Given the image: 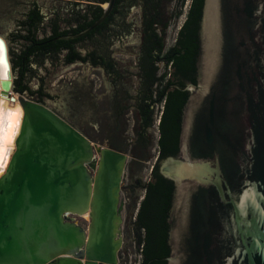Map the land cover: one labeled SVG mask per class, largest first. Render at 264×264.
Segmentation results:
<instances>
[{
  "label": "water",
  "instance_id": "obj_1",
  "mask_svg": "<svg viewBox=\"0 0 264 264\" xmlns=\"http://www.w3.org/2000/svg\"><path fill=\"white\" fill-rule=\"evenodd\" d=\"M87 1L107 3L0 0V126L7 110L18 123L0 161V264H118L131 155L49 107L69 63L120 79L111 40L131 34L137 0ZM142 1L141 146L167 99L138 216L145 264H264V0H197L171 58L153 27L167 0Z\"/></svg>",
  "mask_w": 264,
  "mask_h": 264
},
{
  "label": "rangeland",
  "instance_id": "obj_2",
  "mask_svg": "<svg viewBox=\"0 0 264 264\" xmlns=\"http://www.w3.org/2000/svg\"><path fill=\"white\" fill-rule=\"evenodd\" d=\"M75 3H86L87 0H64ZM106 5V3L101 6ZM132 6H128L127 13L123 19V22L131 23V34L127 36L120 37L118 40V45H116L117 36L111 40V58H115L118 63L120 72H124L127 77V85L129 86V92L133 96L137 87L136 77L133 75L136 72V68L134 62H136V58L140 52V43H141V29L143 24L142 18V7L143 1L138 0L137 5L135 6V11L132 12ZM189 7L188 0H184L179 8L173 2L166 4L164 7V15L169 18V24L166 29V37L168 44L174 41V38L177 33L178 25L182 24L185 18L186 9ZM177 9L180 10V13L175 18H172V11ZM9 42V40H5ZM63 75V78H59ZM114 78H108L101 68L94 67L90 63L85 62H74L73 64H69L65 71L61 72L58 77L51 79L49 82V90L51 93V104L50 107L65 113L67 116H70L71 124L78 128L83 132L84 135L91 138L93 142L97 143L100 146H109L106 143L105 132H101L98 124L100 121H83V119L74 118L71 113H77L84 115L89 114L88 110V101L85 99V92L90 89L98 87L96 92L99 95V99L97 100V104L95 106L99 109L96 112L101 121H103L108 112H106V107H108L109 99L113 90V81ZM16 94V93H15ZM19 94V93H17ZM16 94V95H17ZM105 110V111H103ZM74 111V112H73ZM103 112V113H102ZM110 116V114H109ZM103 120H102V118ZM111 118V117H110ZM107 120V119H105ZM112 120V119H111ZM102 123H106L103 121ZM155 130V129H154ZM128 134L131 136V131L128 130ZM124 133V135L129 136ZM153 138L155 139L154 132H151ZM103 141H100V139ZM99 139V140H98ZM124 142V149L128 146V140ZM156 146L149 145L148 155L150 156L147 160H142L139 164V174H136L135 177H139L141 182L145 181L150 173V168L152 167L153 161L156 158ZM132 158L130 157L128 174L123 180V185L125 189L122 192V195L127 196L128 191L127 186L133 183L134 172L132 169ZM142 187L135 188V196L133 201L137 204L141 194L143 193ZM124 217L128 218L127 211L123 212ZM138 241L131 240L130 236H125V243H123L121 258L118 264H138V260L140 259L139 255V246Z\"/></svg>",
  "mask_w": 264,
  "mask_h": 264
},
{
  "label": "trees",
  "instance_id": "obj_3",
  "mask_svg": "<svg viewBox=\"0 0 264 264\" xmlns=\"http://www.w3.org/2000/svg\"><path fill=\"white\" fill-rule=\"evenodd\" d=\"M176 5L177 8H179L182 4V2L184 0H167L166 4L173 2ZM105 4L107 2H94V1H87L86 4L87 5H95V6H99L102 10H103V6H101L102 4ZM138 3V0H137ZM197 3V0H189V7L186 9L185 12V18L184 21L182 23V25H180V28L178 29L176 36L174 38V41H172V43L168 44L167 42V37H166V29H167V25L169 24V18L170 17H166L168 24H153L154 27V34H155V38L156 40H161L164 39V41H162V48H161V55L167 56L169 58H171V52L172 49L174 48H180L182 47V44L185 40V35H186V30H187V25H188V19L193 11V9L195 8ZM130 5H133V3H130ZM175 11H172V18H175L176 16L179 15L180 10L177 9ZM147 19H143V24H142V29H141V45L143 46V41H144V29H145V24H146ZM108 60H113L111 58V56H108ZM92 66L96 67V65L90 63ZM118 64V63H117ZM120 71V70H119ZM120 77L122 75V72H120ZM133 75L138 79L141 78V81L146 82L145 81V77H144V71L143 68L141 70V73L139 72H134ZM118 78H114V80H116ZM141 84L140 86L137 85L136 87V91L135 94L132 96V103L127 104L125 108H123V119L120 120H116L115 118H113L112 120H110V122L108 123H99V129L101 132H105V140L106 143L109 145V147L114 148L116 150L119 151H125L128 152L131 155V158L134 159H140V160H147L149 159V145H155L157 151H159V155L157 156V159L155 160V163L152 167V171H151V176H150V181L146 182V185H144L143 183H139L137 184L136 188H140V187H146V191L144 193V195L147 193L149 186L153 183V178L155 176L156 173V163L160 160V153H161V143H162V133H163V126H164V111L162 114V110H161V119H160V123L159 126H157L158 130H159V137L157 138H153L151 132H147L148 135V144L147 145H143L141 146V133L144 129V125L145 123L142 122V99H141ZM162 100H164L163 103V108H166V102L167 99H158V103H160ZM125 114H127V116H125ZM128 130L131 131V136L128 134ZM124 133L128 134L129 136L124 135ZM91 139V138H90ZM100 139V138H99ZM98 139V140H99ZM133 140L131 143H128V146L126 147V149H124L125 145L124 142H126L125 140ZM92 140V139H91ZM100 141H103V139H100ZM139 147H144L147 150L146 154H139L137 152V149ZM131 159V160H132ZM130 161V160H129ZM143 202V198L140 201V204ZM138 216H142V212H141V208L140 210H138L137 216H136V231L138 232V236H137V241H138V245H139V254L141 255V260L138 261V264H145L146 261V244H148V241H143L148 227H138ZM144 229L142 232H140V229Z\"/></svg>",
  "mask_w": 264,
  "mask_h": 264
},
{
  "label": "flooded vegetation",
  "instance_id": "obj_4",
  "mask_svg": "<svg viewBox=\"0 0 264 264\" xmlns=\"http://www.w3.org/2000/svg\"><path fill=\"white\" fill-rule=\"evenodd\" d=\"M139 48H140L139 55L136 58V62H134L135 68L137 69L136 73L137 72L141 73V70H142L143 46L141 45V43H140ZM73 63L74 62L69 63V64H73ZM96 67H98V66H96ZM127 77H129V76L126 75L124 72H122V75L120 77L121 80L118 78V79L112 81L113 82V90H112V93H111V96L109 99L108 107L105 108L106 112H108V115L105 118L107 120H105V119L103 120V118L101 117L102 120L105 121L106 123L110 122V120L113 118H115L117 121L118 120L122 121L121 119H123V108H125L127 104L132 103L133 99H132V95L130 94V92L128 90L129 86L127 85V81H126ZM59 78L60 79L63 78V75H61ZM136 80H137V82H136L137 85L140 86L141 78H138V79L136 78ZM97 89H98V87H96V89L92 88L89 91L85 92V99L88 101V106H89L88 107L89 114L84 115L83 113H81V114L71 113L74 118L83 119V121H94V120L97 121L98 120V121H100V123L103 122V121H101L99 115L96 113L99 111V109L95 106V104H97V100L99 99V95L96 92ZM50 109H52L53 111L58 113L60 116L65 118L71 124L70 116H67L65 113L57 111L54 108L50 107ZM165 109L166 108L162 109V114H163V111L165 112ZM103 111H105V110H103ZM109 114H110V116H109ZM125 116H127V114H125ZM154 129H155L154 130V136H155V138L158 139L159 130H158L157 126L156 127L154 126ZM128 141H129L128 143H131L133 140H128ZM137 152L142 155V154H146L147 150L144 147H139L137 149ZM158 153H159V151L156 152L155 160L157 159V156L159 155ZM155 160L153 161L152 167L155 163ZM141 162H142V160H140V159H134V160L132 159V169L134 172V176H132L133 183L131 182V184H129L127 186V189H128V191L130 190V192H128L127 196L125 197V204H124L125 206H124V209L122 210L123 224L121 227H122V235H123L124 243H125V236H130L131 240L137 241L138 232L135 229V227H136V216H137L138 210H140V201L143 198V195L146 191V187L143 186L141 188V189H143V193L141 194L139 201L136 204L133 201V198H134L135 192H136L135 188H136L137 184H139L141 182L140 181L141 179L139 177H135V176H136V174H139V164ZM152 167H151V171H152ZM128 168H130L129 164H127V167H126V176L128 174ZM126 176H124L123 180L125 179ZM150 176H151V172L149 173V176L147 177V179L145 181H143L144 185H146V182L150 181ZM123 189H125V186L123 187ZM124 211H127L128 218L124 217V214H123ZM142 216H143V214H142ZM74 218L77 221H79L80 224H82L83 226L86 225V220L84 218H81L78 216H74ZM143 230L144 229L141 228L140 232H142ZM137 244H139V243H137ZM122 247H123V245H122ZM121 250H122V248H121ZM121 252L122 251H120V253H119V260L121 258ZM139 257H140L139 260H141V255ZM119 260H118V263H119Z\"/></svg>",
  "mask_w": 264,
  "mask_h": 264
},
{
  "label": "snow or ice",
  "instance_id": "obj_5",
  "mask_svg": "<svg viewBox=\"0 0 264 264\" xmlns=\"http://www.w3.org/2000/svg\"><path fill=\"white\" fill-rule=\"evenodd\" d=\"M3 50V41H0V51ZM6 62H5V76H6ZM4 119H7V116L4 117ZM13 121L15 123V118H13ZM13 132L11 130V126L7 132L3 130V128H0V161H3L4 156L6 154V147L5 145L8 143H11Z\"/></svg>",
  "mask_w": 264,
  "mask_h": 264
},
{
  "label": "bare ground",
  "instance_id": "obj_6",
  "mask_svg": "<svg viewBox=\"0 0 264 264\" xmlns=\"http://www.w3.org/2000/svg\"><path fill=\"white\" fill-rule=\"evenodd\" d=\"M3 39V38H2ZM4 40V39H3ZM6 41L4 40V44H5V46H6V43H5ZM6 49H7V46H6ZM6 56H7V60L9 61V59H8V55L6 54ZM9 65H10V62H9ZM0 66H2V67H0V70H3V65H2V63H1V65ZM1 78V77H0ZM18 113V112H17ZM5 116H7V119H4V121L3 122H1L2 124H1V126H0V128H3V130L5 131V132H7L8 130H9V128L8 127H10L11 126V130H12V132H13V135H12V137L14 136V134L16 133V131H17V129H16V125L18 124L16 121H17V119H16V113H13L12 111H10V110H7L6 111V113H5ZM13 118H15V123H14V121H13ZM7 148V147H6ZM9 148L10 147H8L7 148V151H6V154L9 152Z\"/></svg>",
  "mask_w": 264,
  "mask_h": 264
},
{
  "label": "built area",
  "instance_id": "obj_7",
  "mask_svg": "<svg viewBox=\"0 0 264 264\" xmlns=\"http://www.w3.org/2000/svg\"><path fill=\"white\" fill-rule=\"evenodd\" d=\"M188 2H189V0H188ZM180 25H182V24H180ZM180 25H178L177 30L180 28ZM163 103H164V100H162L160 103H157V109H156V115H155V127L158 126L160 123L161 110L163 109ZM150 172H151V168H150Z\"/></svg>",
  "mask_w": 264,
  "mask_h": 264
}]
</instances>
